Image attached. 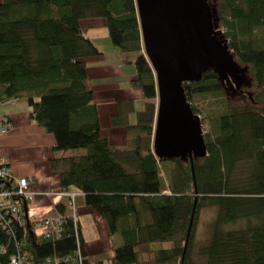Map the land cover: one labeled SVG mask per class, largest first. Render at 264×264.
Masks as SVG:
<instances>
[{
    "label": "trees",
    "instance_id": "obj_1",
    "mask_svg": "<svg viewBox=\"0 0 264 264\" xmlns=\"http://www.w3.org/2000/svg\"><path fill=\"white\" fill-rule=\"evenodd\" d=\"M210 6L218 14L214 27L225 29L253 92L234 85L235 100L228 91L234 82L224 83L212 69L185 85L194 114L209 127L207 157L192 164L155 154L158 90L136 0L0 1L1 96L28 102L38 125L55 137L50 165L61 190L76 194V210L90 208L122 240L111 251L88 255L78 211L75 226L66 204L58 203L59 239L37 234L31 218L0 223V264H10L19 250L31 264L47 258L57 264H264V0H210ZM98 19L124 65L135 68L131 85L145 100L141 111L134 101L118 103L110 123L125 130L121 144L102 135L90 85L87 60L103 53L82 21ZM213 206L211 236L196 261L199 215ZM240 221L247 228L224 229Z\"/></svg>",
    "mask_w": 264,
    "mask_h": 264
},
{
    "label": "water",
    "instance_id": "obj_2",
    "mask_svg": "<svg viewBox=\"0 0 264 264\" xmlns=\"http://www.w3.org/2000/svg\"><path fill=\"white\" fill-rule=\"evenodd\" d=\"M136 5L144 52L157 82L155 154L160 160L182 158L193 164L207 157V146L201 116L194 114L185 85L212 69L224 83L239 87L241 70L224 31L214 27L218 14L210 0H136Z\"/></svg>",
    "mask_w": 264,
    "mask_h": 264
},
{
    "label": "crops",
    "instance_id": "obj_3",
    "mask_svg": "<svg viewBox=\"0 0 264 264\" xmlns=\"http://www.w3.org/2000/svg\"><path fill=\"white\" fill-rule=\"evenodd\" d=\"M101 26L105 29L94 26L87 28L84 30L85 35L93 42L98 36H108L105 24ZM99 50L103 55L87 60V63L90 85L94 90L95 103L100 113L101 133L111 142L121 144L125 141V130L112 129L110 123V118L117 111L118 103L134 101L135 109L141 111V107H145V100L141 90L131 85V80L136 76L135 68L125 66L121 55L120 62L103 64L105 51ZM112 86L116 90H113ZM5 100L0 92V159L8 162L15 178H28L31 182V189L35 195L29 204V218L40 222L45 218L56 217L58 212L55 208L60 200L47 196L50 192L61 190L60 175L54 173L50 165L56 146L55 137L38 125L27 101L9 102L1 107V102ZM134 119L132 116L131 120ZM5 120H8L12 129L6 134H1ZM78 216L88 255L111 251L118 247V241L115 243L113 239L119 235H110L108 224L103 218L88 207L78 209ZM83 220L86 221L85 225ZM36 228L39 231L38 224ZM121 245L122 240L119 246Z\"/></svg>",
    "mask_w": 264,
    "mask_h": 264
},
{
    "label": "built area",
    "instance_id": "obj_4",
    "mask_svg": "<svg viewBox=\"0 0 264 264\" xmlns=\"http://www.w3.org/2000/svg\"><path fill=\"white\" fill-rule=\"evenodd\" d=\"M9 102L16 101H2L1 107L5 106ZM11 129L12 126L9 124L8 120H5V124L1 130V134H6L11 131ZM0 180V221H6L9 222V224H20L24 221L27 215V213H25L24 211V207L26 206V208L29 209V204H31V202L34 200L35 194L31 189L30 180L28 178H15L8 162L2 159H0ZM49 195L57 200H60V203L66 204L65 206L67 207V214L73 217L74 224L75 226H77L78 219L77 213H75L76 194L58 190ZM62 222L63 219L59 215L52 218H45L42 221L38 222L39 231L37 230V234L46 236L48 238L54 237V239H59L61 237ZM3 224L4 223L1 222L2 226ZM78 249L80 252H78L77 257L81 258L82 261V247L80 243L78 244ZM1 251H5V249L1 248ZM57 263V259L47 258L44 264ZM10 264H31V262L19 250L18 254L11 257Z\"/></svg>",
    "mask_w": 264,
    "mask_h": 264
},
{
    "label": "rangeland",
    "instance_id": "obj_5",
    "mask_svg": "<svg viewBox=\"0 0 264 264\" xmlns=\"http://www.w3.org/2000/svg\"><path fill=\"white\" fill-rule=\"evenodd\" d=\"M0 1H2V0H0ZM101 24H105V22L101 19L82 21V26H83L84 30H86L87 28L92 27V26L99 27V29H105L104 27L101 26ZM216 30H218V31L222 30L225 33V29H221L219 26H216ZM99 33L101 34L102 32L100 31ZM104 33L105 32H103V34ZM94 44L99 49L105 51V60L102 61L103 64L109 65V64H114L116 62H120V59H119V57L121 55L120 50L112 44V42L108 36L96 37L94 39ZM89 65H91V63H89ZM239 68L241 70V76H242V80H243L242 84H240V86L238 87L235 83H232L231 84L232 86H230L228 88L229 93L233 94V97L235 98V100H238L239 96L237 95L238 93H235V91H234L235 90L233 88L234 85H236V91H238L237 88H240V91L244 88L246 91L245 93H248L249 95H252V92H253L252 89L250 90V88H249L250 82L247 79L246 71L243 70V68L241 66ZM111 88H113V90H116L115 87H113V86ZM143 109L144 108L141 107V110H143ZM204 125H205L204 126V134H207L209 132V127L207 124H204ZM79 151L83 152L82 150H79ZM81 152H79V153H81ZM53 192H55V191H53ZM53 192L48 193L47 196L53 198L52 196L49 195ZM216 215H217V210L214 206L213 207H205V208H203V210H201V213L199 215V220H198V226H197L196 231H195L196 236H195V243H194L195 244L194 254H195L196 261H202V256L199 254V251H200V249H202V247H204V245L209 240V237L211 236L210 231H211L212 226L215 222L214 220L216 218ZM85 222L86 221L83 220L84 225H85ZM247 226H248L247 221L246 222L240 221V222H236V224L225 225L224 229H227V230L245 229V228H247ZM117 241H118L117 246L119 247V244L121 242L120 236L114 237L113 242L117 243Z\"/></svg>",
    "mask_w": 264,
    "mask_h": 264
},
{
    "label": "bare ground",
    "instance_id": "obj_6",
    "mask_svg": "<svg viewBox=\"0 0 264 264\" xmlns=\"http://www.w3.org/2000/svg\"><path fill=\"white\" fill-rule=\"evenodd\" d=\"M75 213H77V210H76V212H75ZM26 218H27V217H26ZM1 222H2V223H5V221H0V223H1Z\"/></svg>",
    "mask_w": 264,
    "mask_h": 264
}]
</instances>
